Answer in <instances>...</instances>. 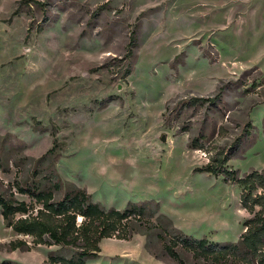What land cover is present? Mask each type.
Instances as JSON below:
<instances>
[{
  "label": "rangeland",
  "instance_id": "374dc122",
  "mask_svg": "<svg viewBox=\"0 0 264 264\" xmlns=\"http://www.w3.org/2000/svg\"><path fill=\"white\" fill-rule=\"evenodd\" d=\"M216 152L240 177L264 170V0H0L1 194L29 203L15 183L55 174L105 209L146 203L140 231L165 216L185 235L236 243L250 218L239 186L198 171ZM159 233L149 251L141 233L103 239L86 264H211L181 247L170 258ZM14 240L30 250L10 251ZM31 240L0 216V262L59 250Z\"/></svg>",
  "mask_w": 264,
  "mask_h": 264
},
{
  "label": "trees",
  "instance_id": "16d2710c",
  "mask_svg": "<svg viewBox=\"0 0 264 264\" xmlns=\"http://www.w3.org/2000/svg\"><path fill=\"white\" fill-rule=\"evenodd\" d=\"M135 45L136 41L132 37L128 43L129 57L133 55L131 49ZM211 100L191 98L189 105ZM198 140L192 139L189 148L202 150ZM54 149L51 148L47 154ZM230 158L229 153L216 152L198 171L212 176L222 175L224 181L239 186L240 206L250 218L243 223L244 232L236 243L219 244L185 235L175 229L165 216L157 217V225L151 220L146 221L145 225L150 228L140 231L144 218L154 216V212L146 210V203L129 202L123 210L105 209L92 202L90 195L83 189L73 185L63 189L55 174V178H52L55 181H49L48 184L35 181L15 183V192L29 198V203L16 199L11 193L8 196L0 193V216L5 227L15 235L30 237L32 247H59L58 252H50L42 264H86L89 259L98 257L101 240H129L134 233L146 237L145 246L149 251V232L156 228L161 230L157 237L163 241L165 253L176 261L179 260L176 249L181 247L190 252L193 258L211 264H264V170H252L240 177L238 171L228 166ZM56 193H61L60 199H55ZM78 219L81 221L78 222ZM161 221L167 224V228L160 227ZM8 248L10 251L30 250L24 240L11 241ZM63 251H67V255H62ZM0 264L17 263L4 260Z\"/></svg>",
  "mask_w": 264,
  "mask_h": 264
},
{
  "label": "crops",
  "instance_id": "0c3cea01",
  "mask_svg": "<svg viewBox=\"0 0 264 264\" xmlns=\"http://www.w3.org/2000/svg\"><path fill=\"white\" fill-rule=\"evenodd\" d=\"M18 236V235H17ZM114 240H116V239H114ZM121 241H125V240H121ZM101 242H102V240L100 241V243H99V247H100V244H101ZM132 242V240L130 239V243ZM98 256H99V254H98Z\"/></svg>",
  "mask_w": 264,
  "mask_h": 264
},
{
  "label": "water",
  "instance_id": "95a60500",
  "mask_svg": "<svg viewBox=\"0 0 264 264\" xmlns=\"http://www.w3.org/2000/svg\"><path fill=\"white\" fill-rule=\"evenodd\" d=\"M81 221V219H78V222H80Z\"/></svg>",
  "mask_w": 264,
  "mask_h": 264
}]
</instances>
